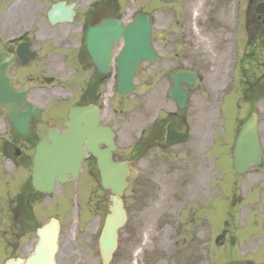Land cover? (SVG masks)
<instances>
[{
  "label": "rangeland",
  "instance_id": "rangeland-1",
  "mask_svg": "<svg viewBox=\"0 0 264 264\" xmlns=\"http://www.w3.org/2000/svg\"><path fill=\"white\" fill-rule=\"evenodd\" d=\"M162 2L165 9H160ZM190 2L195 4L196 0H116L117 11L112 13L125 22L137 12L147 13L154 23L156 42L163 46V62L151 70L147 66L140 69L136 94L126 100L118 96L114 104L105 105L108 109L117 108L112 124L117 133L115 160L130 162L135 182L123 196L129 221L119 234V248L110 264H264V162L243 176L232 166V150L241 121L251 114L241 96L229 99V113L225 115L226 97L213 94L206 101L199 95L192 110L198 128L194 142L134 155V145L146 126L147 106L155 107L160 95L166 98L168 72L182 65L190 68L192 41L185 33L196 34L195 26L202 36H207L212 29L206 21L209 17L202 16L203 7L198 15L194 10L193 14H186ZM49 6V0H38L39 33L50 31L46 18ZM245 37L248 38L247 33ZM259 40L264 41V33ZM38 49L43 51L44 59L38 63V85L46 87L48 101L58 104L61 100L57 105L60 108L75 103L76 99L64 101V96L60 97L66 87L60 83L59 59L49 54V38H39ZM258 53V67L246 62V74H264V49ZM198 56L200 74L207 78L201 88L204 91L211 84L212 72L210 64ZM41 74L49 79L57 76L58 82L45 81ZM255 112L259 115L264 147V100ZM210 118L212 132L206 139V122ZM83 171L89 179L85 191L79 185L62 188L56 195L60 200L67 193L64 201L71 207L54 211L63 227L59 264H102L99 237L111 205L110 195L103 193L89 176L93 171L90 163L85 164Z\"/></svg>",
  "mask_w": 264,
  "mask_h": 264
},
{
  "label": "flooded vegetation",
  "instance_id": "flooded-vegetation-1",
  "mask_svg": "<svg viewBox=\"0 0 264 264\" xmlns=\"http://www.w3.org/2000/svg\"><path fill=\"white\" fill-rule=\"evenodd\" d=\"M57 2L64 3L66 8L72 7V22L51 27L49 33H39L36 27L38 0H0V59H4L0 73L2 79L11 82L15 94L14 107L6 98L0 100V264H8L10 261L15 264H28L38 243V229L54 218V211L63 212L68 208L64 201L67 193L65 196L61 195L60 200L55 203V192L40 193L35 190L30 170L33 162L31 151L48 135L51 128L57 126L62 128V131L65 130L64 122L73 107H101L103 118L106 120L104 124L111 128L116 119L117 108L102 107V104L109 106L111 102H115V72L111 71L109 75L103 76L87 52L89 29L105 18L116 17L112 14L117 11L116 0H52L50 7ZM165 7L162 2L160 9ZM201 7L204 9L202 16L209 17L206 21L211 24L212 29L208 31L207 36H202L195 26L193 30L196 34L185 33L190 35L192 41L190 68L182 65L172 69L168 72L167 79L169 81L171 71L185 68L200 75V54L205 63L210 64L211 84L207 85L208 90L201 91L207 78L200 75L199 87L193 90L188 86L184 87L185 91H189V109L182 115L175 103L167 97L169 83L166 98L163 99L160 95L159 103L155 107L147 106L146 126L140 137V144L144 145L145 150H168L195 141L198 128L192 110L199 95L201 100L215 94L220 97L241 96L244 101L246 98L256 100L263 96L264 74L257 77L245 72L247 56L252 57V64L258 67V52L264 49V41L259 40L260 34L264 33V0H196L195 4L190 2L186 14H193L194 10L198 15ZM214 13L218 15L212 16ZM46 37L50 41L51 54H58L62 62L59 78H64L67 89L60 97L64 96V101L70 97L72 101L76 99L75 103L72 102L68 107L57 106L61 100L57 101L58 104L50 103L46 87L38 85L39 59L32 58L35 53H39L38 39ZM162 48V44L157 42L160 61L157 65H147L148 70L162 64ZM24 60H28L27 63H24ZM40 78L56 81L57 76L49 79L45 74H41ZM146 85L149 86V81ZM25 87L28 106L22 107V91ZM108 96L110 98L106 101ZM17 100L19 106H16ZM258 103L259 101L250 102L249 109L254 110ZM34 106L41 111V115L30 118L28 133L23 136L18 128L10 123V113L15 114L17 124L21 128V115L30 114ZM206 114L209 112H205ZM206 123L205 138L209 139L212 119H208ZM169 127L184 135L182 143L167 145ZM88 161L95 166V160L88 158L86 162ZM89 176L97 181L101 189L99 173L91 171ZM133 183L135 182H130V187L134 186ZM79 185L83 191L89 185L84 171L76 183V186Z\"/></svg>",
  "mask_w": 264,
  "mask_h": 264
},
{
  "label": "water",
  "instance_id": "water-1",
  "mask_svg": "<svg viewBox=\"0 0 264 264\" xmlns=\"http://www.w3.org/2000/svg\"><path fill=\"white\" fill-rule=\"evenodd\" d=\"M61 13L59 6H55L49 14L52 24L65 20ZM121 37L125 44L117 60V85L120 94L126 97L136 92L134 79L142 64L148 61L156 63L158 55L153 47L152 22L149 16L138 14L127 26L118 20H105L89 31L87 41L89 53L102 73L108 70L113 47ZM170 78L172 87L169 96L176 100L183 111L187 107L188 94L181 87L195 84L198 79L186 71L172 72ZM4 95L8 96L6 93ZM69 120L65 124L68 127L66 133L62 134L54 129L37 146L32 166L34 187L38 191H52L57 183H66L71 179L76 181L86 153L96 158L102 186L114 195L100 238L103 264H109L117 250L118 231L127 222L120 197L128 186L129 165L127 162L113 160V153L117 150L114 133L99 125L101 111L98 108L89 106L72 109ZM258 124L257 116L253 115L244 123L236 140L233 165L241 174L247 173L251 166L258 167L263 163ZM26 128L27 123L24 124L23 131ZM168 142L174 143L170 139ZM59 234L60 227L56 220L39 230V243L30 264H57Z\"/></svg>",
  "mask_w": 264,
  "mask_h": 264
},
{
  "label": "bare ground",
  "instance_id": "bare-ground-1",
  "mask_svg": "<svg viewBox=\"0 0 264 264\" xmlns=\"http://www.w3.org/2000/svg\"><path fill=\"white\" fill-rule=\"evenodd\" d=\"M2 99H5V97H2Z\"/></svg>",
  "mask_w": 264,
  "mask_h": 264
}]
</instances>
